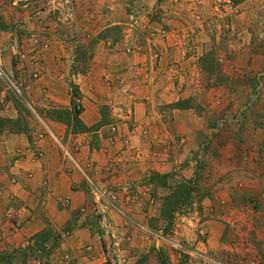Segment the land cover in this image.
Masks as SVG:
<instances>
[{"label":"rangeland","instance_id":"obj_1","mask_svg":"<svg viewBox=\"0 0 264 264\" xmlns=\"http://www.w3.org/2000/svg\"><path fill=\"white\" fill-rule=\"evenodd\" d=\"M119 2L116 7V0H55L37 12L47 30L66 42L82 40L103 19L116 22L71 50L69 69L60 71L69 93L81 105L82 97L99 92L122 98L116 111L121 116L109 126L138 128L150 137L152 155L186 157L171 173L147 178L166 186V193L156 190L155 200L149 198L158 215L140 212L135 218L123 211L128 234L137 232L141 240L136 245L126 239L124 255L136 264H264V0ZM102 32L104 47L134 56L135 63L119 76L117 92L97 87L85 93V75L77 72L86 69L87 53ZM0 98L17 103L22 118L27 116L15 73L0 70ZM150 99L156 102L150 107L154 118L135 120V104ZM110 109L104 106L105 122L112 119ZM175 115L183 120L185 136L178 133ZM187 161L197 178H178ZM217 166L225 168L213 170ZM166 201L175 207L162 217ZM210 221L223 227L215 242Z\"/></svg>","mask_w":264,"mask_h":264},{"label":"crops","instance_id":"obj_2","mask_svg":"<svg viewBox=\"0 0 264 264\" xmlns=\"http://www.w3.org/2000/svg\"><path fill=\"white\" fill-rule=\"evenodd\" d=\"M54 1L0 0V24L5 26L0 28V70L16 74L28 111L24 118L26 130L0 131V264H123L127 259V264H136L135 259L124 255L128 251L125 240L136 245L141 240L137 232L128 234L130 226L121 215L123 211L135 218L140 212L158 215L149 198L156 190L166 193V186H159L157 177L150 182L147 178L171 173L186 157L178 159L169 151L167 158L152 155L148 150L150 137L141 136L138 128L123 122L116 132L110 131V120L118 121L115 117L121 116L116 111L122 98L114 99L106 92L82 97L83 109L78 117L87 130L75 131L72 125L47 115L53 108L72 107L71 94L60 72L69 69L71 50L103 27L116 23L103 19L97 31L91 33L88 28L82 40L66 42L49 32L47 23L38 18L39 7ZM119 3L116 0V7ZM44 40L47 50L39 48ZM104 40H97L87 53L86 69L77 72L85 75L80 86L85 93L97 87L117 92L122 85L118 78L135 63L134 56L104 47ZM33 56L38 57L36 62ZM35 71L40 73L37 78L32 76ZM154 103L152 99L137 102L139 113H134V119L154 118L150 112ZM104 106L111 108L112 119L108 122L103 121ZM19 114L15 102L0 98L1 117L13 120ZM176 117L178 133L185 136L183 120ZM156 135L154 132L151 137ZM179 168L178 178H197L192 163L184 162ZM106 187L117 195V201L109 207L96 194ZM64 197L69 198L67 203L62 202ZM8 208L13 210L10 216ZM208 223L210 241L215 242L223 227L219 221Z\"/></svg>","mask_w":264,"mask_h":264},{"label":"trees","instance_id":"obj_3","mask_svg":"<svg viewBox=\"0 0 264 264\" xmlns=\"http://www.w3.org/2000/svg\"><path fill=\"white\" fill-rule=\"evenodd\" d=\"M5 26L0 24V28H4ZM111 27H108L105 29V31L110 30ZM104 31V32H105ZM103 32L99 34L98 38L99 39H104L103 38ZM73 97V94L71 96V98ZM17 105V103H16ZM18 106V105H17ZM79 112L75 111L73 109V102H72V107L71 109H51L47 111V115L51 118L57 119L59 121H63L64 123L68 124V125H72L73 129L76 131H83V130H87V128L82 124L80 118L78 117ZM4 128H9L12 130H16V131H24L26 130V126H25V122H24V118H22L21 114H19L17 119H7V118H3L0 116V131ZM175 205L172 204V202L166 201V203H164V205H162L161 207V216L162 217H169L171 211L174 210Z\"/></svg>","mask_w":264,"mask_h":264},{"label":"built area","instance_id":"obj_4","mask_svg":"<svg viewBox=\"0 0 264 264\" xmlns=\"http://www.w3.org/2000/svg\"><path fill=\"white\" fill-rule=\"evenodd\" d=\"M39 48H41L43 50H47V48H48L47 42H45V40H44V42L39 43ZM37 60H38V57L37 56H33L32 57V61L36 62ZM15 89L17 91H19L17 87H15ZM72 102H73V109L75 111L80 112L81 109H82V105H81L80 100L77 97H74L73 96L72 97ZM111 130L112 131H115L116 128L114 126H111ZM96 194L98 196L97 199L100 200V201L107 199V201L109 200V201H111L113 203L117 199L116 198L117 197L116 192L114 190H111V189L109 190V188H107V187L106 188H103V189H98L97 192H96ZM0 195H1V188H0ZM68 201H69V198L68 197H64L63 200H62V202H64V203H67ZM12 211H13L12 208H8L7 209V214L10 216L12 214Z\"/></svg>","mask_w":264,"mask_h":264}]
</instances>
